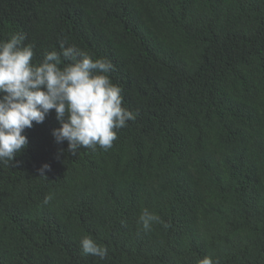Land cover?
Segmentation results:
<instances>
[{
	"label": "trees",
	"instance_id": "trees-1",
	"mask_svg": "<svg viewBox=\"0 0 264 264\" xmlns=\"http://www.w3.org/2000/svg\"><path fill=\"white\" fill-rule=\"evenodd\" d=\"M16 32L33 64L61 41L111 61L138 115L76 155L54 109L24 130L0 163V264H264V0H0V40ZM145 208L168 226L143 231Z\"/></svg>",
	"mask_w": 264,
	"mask_h": 264
},
{
	"label": "clouds",
	"instance_id": "clouds-1",
	"mask_svg": "<svg viewBox=\"0 0 264 264\" xmlns=\"http://www.w3.org/2000/svg\"><path fill=\"white\" fill-rule=\"evenodd\" d=\"M23 33H13L0 40V163L14 160L28 144L24 135L33 122L42 123L55 110L60 127L53 129L57 143L68 142V152L76 155L80 148L103 150L112 147L117 139L116 129L127 126L138 113L123 107L122 89L112 82L109 73L114 70L111 61L93 58L75 45L60 42V52L46 51L38 64H33V45L25 44ZM61 58L65 63L61 67ZM50 171L43 164L39 176ZM51 195L45 197L47 205ZM138 223L143 231L151 230L160 217L148 209L142 210ZM82 254L99 257L107 254L106 246L90 235L79 241ZM198 264H218L205 256Z\"/></svg>",
	"mask_w": 264,
	"mask_h": 264
}]
</instances>
